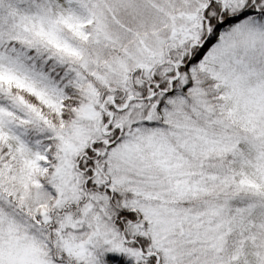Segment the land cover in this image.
<instances>
[{
	"label": "snow or ice",
	"instance_id": "1",
	"mask_svg": "<svg viewBox=\"0 0 264 264\" xmlns=\"http://www.w3.org/2000/svg\"><path fill=\"white\" fill-rule=\"evenodd\" d=\"M0 264H264V0H0Z\"/></svg>",
	"mask_w": 264,
	"mask_h": 264
}]
</instances>
